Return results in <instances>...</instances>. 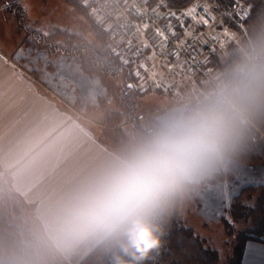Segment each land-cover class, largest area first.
<instances>
[{"label":"clouds","instance_id":"clouds-1","mask_svg":"<svg viewBox=\"0 0 264 264\" xmlns=\"http://www.w3.org/2000/svg\"><path fill=\"white\" fill-rule=\"evenodd\" d=\"M262 120L264 32H258L198 96L158 111L49 198L15 264H57L102 242L145 254L157 248L160 221L225 170ZM58 140L55 129L29 133L13 147L15 163L39 164Z\"/></svg>","mask_w":264,"mask_h":264},{"label":"trees","instance_id":"trees-1","mask_svg":"<svg viewBox=\"0 0 264 264\" xmlns=\"http://www.w3.org/2000/svg\"><path fill=\"white\" fill-rule=\"evenodd\" d=\"M69 1L79 5V1ZM193 1L196 0H148V3L162 9L171 8L177 13L180 8ZM204 1L209 8H219V13L212 16L214 24L231 33L229 41L217 48L206 65L216 68L220 73L236 58L241 46L249 44L258 32H264V0ZM240 3L248 9L244 18L238 17L235 12V7ZM0 7H4L7 14L15 20L18 32L26 33L25 36L30 35L52 53L59 52L76 57L85 72L98 77L106 89L102 96L106 99L113 98L116 104L115 110L108 111L104 116L111 127L105 125L101 128L102 138L111 143L110 146H119L118 135H122L123 124L134 121L136 132L143 129L136 114L139 98L144 93L139 84L143 83L138 81L128 64L111 54L108 46L110 32L104 25L92 17L94 38L87 41L65 29L52 28L47 33L37 30L28 20L21 0H0ZM222 47H226V54L219 57L217 54ZM235 159L246 164L264 162V120L257 124ZM228 174L229 172L223 170L208 182L222 180ZM178 204L159 223L160 243L157 248L145 254L140 249H129L119 243L102 242L95 245L78 264L99 258L98 264H218V250L187 224L179 213ZM226 211L230 218H223L226 231L228 234H236L235 250L230 264H240L245 242L250 238H261L264 234V182L241 187L232 197ZM239 220H250L252 226L235 232L231 223ZM27 227L28 223H24L20 217L0 215V264H15L16 259H13L11 252H19L21 249L22 231Z\"/></svg>","mask_w":264,"mask_h":264},{"label":"crops","instance_id":"crops-1","mask_svg":"<svg viewBox=\"0 0 264 264\" xmlns=\"http://www.w3.org/2000/svg\"><path fill=\"white\" fill-rule=\"evenodd\" d=\"M16 29L8 36L12 43L0 39V184L6 181L11 187L20 207L27 210L19 217L34 230L43 204L116 148L102 140V120L88 116L95 109L92 101L82 107V92L73 80L79 73L83 80L85 71L77 58L70 74L68 68L63 72L61 61L39 57L32 51L36 41L17 39ZM64 61L73 64L68 58ZM50 129L59 133L56 147L35 166L16 164L12 150L17 142L29 133ZM94 246L67 259L80 261ZM240 264H264V234L245 242Z\"/></svg>","mask_w":264,"mask_h":264},{"label":"rangeland","instance_id":"rangeland-1","mask_svg":"<svg viewBox=\"0 0 264 264\" xmlns=\"http://www.w3.org/2000/svg\"><path fill=\"white\" fill-rule=\"evenodd\" d=\"M77 1H79L80 6L71 3L69 0H21V3L27 13L28 20L31 21L37 30L47 33L51 31L52 28L65 29L68 32H73L82 36L87 41H91L94 38V33L91 28L94 16L85 0H76V2ZM194 3L195 7L197 5L204 6L207 11H210V8L206 6L204 0H196ZM190 10L191 9L187 11L189 12ZM173 13H171V16L173 18L175 17L178 22L177 25L181 27L186 26L191 32L200 33L202 29L205 30L206 28L214 33L228 31L227 29H223L224 27L220 28V26L214 24L215 20L212 21L213 19L209 22L200 18L195 14V11L191 15L178 12L173 15ZM94 20L96 19L94 18ZM6 27L9 28L6 29ZM15 27H17L15 20L12 16L7 14L4 7H0V39L12 43V37L8 38V36L11 32L10 30H14ZM22 36L24 39L34 40L31 36L25 37L24 32H18L16 38L19 39V37L21 38ZM225 49L226 47L219 49L217 55H220L219 57H224L226 54ZM32 51L36 52L39 57L49 56L56 62L61 61L63 63V66L61 65L63 72L64 68H68L69 74L71 72L70 69L73 70L71 67L75 65L74 59L76 58L74 56H66L59 52L52 53L49 49L44 48L42 43L37 41L36 48ZM65 58L70 59L73 64H69V62L65 63ZM164 59H167V61ZM211 63L213 62L211 61ZM72 74L74 73L72 72ZM80 75L82 74L79 73V78L77 77V79L73 81L79 84L80 92H82L81 94L83 97L81 99L84 101L81 103L82 107H85L84 104L92 101L91 104L95 105V109L94 111L88 112V116H90L91 119H100L104 125H109V127H111V125L109 123L107 124L105 121L104 116L108 111L115 110L116 104L113 98L106 99L102 96L106 89L100 83L96 75H89L85 72L83 80H81ZM139 85H141V90L144 91V93L139 98L136 114L138 115L137 120L141 122L143 127L151 121L158 111L174 103L182 102L186 98H195L201 91L208 87L201 76H193L179 68L176 63L168 57L158 60L145 82ZM134 124L135 122L132 121L123 124V127L121 126L122 135H118L120 144L118 147H115L116 149L122 146L130 135L136 133ZM101 131L102 130H100V136L102 138ZM105 142L111 145V143ZM225 170L229 172V174L223 180H219L211 185L207 181L178 204L179 213L187 221V224L191 225L197 233L204 237L209 245L218 250V264H230V259L235 250L236 234H234V232L228 234L223 223L224 217L227 219L229 218L226 208L229 206L232 197L241 187L247 184L264 182V162L246 164L234 159ZM20 204L17 197L13 195L12 189L7 182L1 183L0 215L19 217L20 212H27L25 208L22 206L20 207ZM22 221L27 223V220L24 218H22ZM231 225L236 232L238 229L252 226V223L250 220H239L233 221ZM24 230L21 236V247L33 231L29 224ZM17 253L18 252H11L13 259H16ZM99 261L100 258L96 261L86 262L85 264H98ZM78 263L79 261H70V259L67 258L57 262V264Z\"/></svg>","mask_w":264,"mask_h":264},{"label":"built area","instance_id":"built-area-1","mask_svg":"<svg viewBox=\"0 0 264 264\" xmlns=\"http://www.w3.org/2000/svg\"><path fill=\"white\" fill-rule=\"evenodd\" d=\"M85 1L94 18L110 32L111 54L128 64L140 83L145 82L158 60L167 57L193 76H201L208 87L219 74L216 68L206 65L217 48L229 41V31L214 33L206 28L200 33L191 32L186 26L177 25V20L171 16L173 9H162L149 4L148 0ZM194 2L180 8L178 13L186 14L187 10L195 8V14L209 22L213 14L219 13L216 6L207 11L204 6L195 7ZM235 12L244 18L248 9L240 3Z\"/></svg>","mask_w":264,"mask_h":264},{"label":"snow or ice","instance_id":"snow-or-ice-1","mask_svg":"<svg viewBox=\"0 0 264 264\" xmlns=\"http://www.w3.org/2000/svg\"><path fill=\"white\" fill-rule=\"evenodd\" d=\"M194 11L195 9H191L187 14L191 15ZM173 15H175V13H173Z\"/></svg>","mask_w":264,"mask_h":264}]
</instances>
